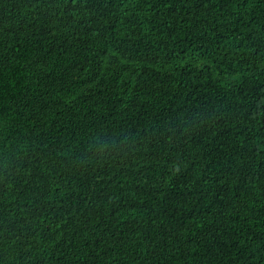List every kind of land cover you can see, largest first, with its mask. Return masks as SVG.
Returning a JSON list of instances; mask_svg holds the SVG:
<instances>
[{
    "label": "trees",
    "instance_id": "16d2710c",
    "mask_svg": "<svg viewBox=\"0 0 264 264\" xmlns=\"http://www.w3.org/2000/svg\"><path fill=\"white\" fill-rule=\"evenodd\" d=\"M0 264H264V0H0Z\"/></svg>",
    "mask_w": 264,
    "mask_h": 264
}]
</instances>
